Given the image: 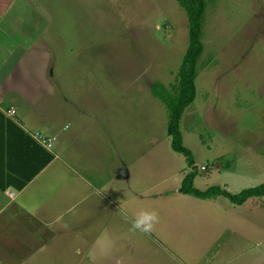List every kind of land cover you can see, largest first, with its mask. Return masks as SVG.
<instances>
[{
    "label": "rangeland",
    "instance_id": "rangeland-1",
    "mask_svg": "<svg viewBox=\"0 0 264 264\" xmlns=\"http://www.w3.org/2000/svg\"><path fill=\"white\" fill-rule=\"evenodd\" d=\"M35 1L50 14L35 15L40 31L29 33L38 34L35 43L18 51L0 78L13 69L23 80L30 78L18 86L17 100L37 99L34 115L56 117L49 124L58 133L77 126L81 107L99 117L88 128L101 137L79 144L84 155L93 153L91 142L103 161L119 152L132 165L131 179L118 181L122 189L129 184L131 194L175 201L176 221L183 211L179 202L188 196L177 189L188 171H197L193 184L200 189L214 184L237 192L264 181V0H207L195 97L179 120L191 165L171 147L168 109L152 92L155 82L170 91L178 83L188 43L184 7L177 0ZM45 18L51 19L42 25ZM250 198L264 207V199L250 196L244 200L249 210ZM22 258L4 254L0 264Z\"/></svg>",
    "mask_w": 264,
    "mask_h": 264
},
{
    "label": "crops",
    "instance_id": "crops-1",
    "mask_svg": "<svg viewBox=\"0 0 264 264\" xmlns=\"http://www.w3.org/2000/svg\"><path fill=\"white\" fill-rule=\"evenodd\" d=\"M45 13L50 14L35 0H0V72L35 43L38 34L29 33L40 31L35 15ZM5 74L0 78V256L19 255V264H264L262 201L255 205L250 198L249 210L247 200L234 204L222 194L203 198L177 189L188 196L179 202L183 211L175 221V201H154L151 193L131 194L129 184L128 189L118 185L133 174L119 152L103 161L88 142L93 153L83 154L81 141L101 137L88 128L99 117L81 107L77 126L58 133L56 124H49L56 117L34 115L37 99L17 100L18 86L30 78L23 80L14 69ZM38 145L52 154L43 166ZM152 209L160 217L154 231L134 230L135 215Z\"/></svg>",
    "mask_w": 264,
    "mask_h": 264
},
{
    "label": "trees",
    "instance_id": "trees-1",
    "mask_svg": "<svg viewBox=\"0 0 264 264\" xmlns=\"http://www.w3.org/2000/svg\"><path fill=\"white\" fill-rule=\"evenodd\" d=\"M177 1L184 7L188 20V43L177 71L178 83L174 86L173 91H170L162 82H155L152 85V92L165 103L168 109L167 133L171 136V147L174 150L180 151L186 155L187 162L191 165L193 164L194 159L191 150L183 144L182 134L179 129V120L184 107L195 97L194 79L196 76V61L203 49V44L200 39V31L202 15L206 7L207 0ZM38 146L44 153V157L40 162V166H43L52 158V154L46 151L43 146ZM196 173V170L188 171L182 178L178 190L203 198L222 194L230 201L236 203H242L250 196L264 195V181L256 185L244 187L237 192H230L214 184L209 185L204 189H200L195 187L193 184V179ZM26 180L27 179L18 183L16 188L22 187Z\"/></svg>",
    "mask_w": 264,
    "mask_h": 264
},
{
    "label": "clouds",
    "instance_id": "clouds-1",
    "mask_svg": "<svg viewBox=\"0 0 264 264\" xmlns=\"http://www.w3.org/2000/svg\"><path fill=\"white\" fill-rule=\"evenodd\" d=\"M159 219V212L157 210H141L132 219V227L134 230L150 234L159 223Z\"/></svg>",
    "mask_w": 264,
    "mask_h": 264
},
{
    "label": "built area",
    "instance_id": "built-area-1",
    "mask_svg": "<svg viewBox=\"0 0 264 264\" xmlns=\"http://www.w3.org/2000/svg\"><path fill=\"white\" fill-rule=\"evenodd\" d=\"M7 112H8V114H10V115H14V113H15V111H14L13 108L8 109ZM39 138H40V141H41L42 143H46V145L49 144V140H48L46 137H44L43 135H39Z\"/></svg>",
    "mask_w": 264,
    "mask_h": 264
}]
</instances>
